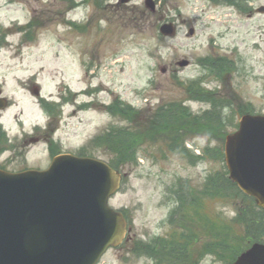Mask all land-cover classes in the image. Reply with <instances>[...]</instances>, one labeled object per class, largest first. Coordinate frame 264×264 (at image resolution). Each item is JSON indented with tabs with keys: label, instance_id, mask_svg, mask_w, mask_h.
Here are the masks:
<instances>
[{
	"label": "rangeland",
	"instance_id": "obj_1",
	"mask_svg": "<svg viewBox=\"0 0 264 264\" xmlns=\"http://www.w3.org/2000/svg\"><path fill=\"white\" fill-rule=\"evenodd\" d=\"M9 1L0 0V27L13 21L25 24L31 9L38 7L45 15L50 5L54 20L34 44L20 46L22 36L14 34L9 45L0 47V88L11 103L0 118L6 134L0 166L8 172L47 169L51 143L63 154L109 162L105 151L91 142L110 126L124 125L102 109L117 97L140 110L137 123L144 115L140 123H147L157 108L169 103H182L197 117L211 110L210 103L189 100L184 85L191 82L214 93L216 104L231 103L224 109L220 134L214 133L212 140L184 138L195 156L208 149L216 153L214 158L208 155L193 164L159 142L138 148L136 163L122 170L125 178L110 205L130 218L132 238L150 244L168 236L179 184L189 183L185 194L196 198L207 176L226 172L221 156L240 117L264 114V14L250 18L248 12L240 13L220 0H153L155 12L145 6L146 0H11L10 5ZM248 2L254 10L264 7V0ZM164 23L175 25L176 36L160 34ZM209 60L218 64L221 78L208 71ZM227 60L229 64L224 63ZM35 83L41 97L58 104L57 120L29 92ZM33 137L38 140L31 142ZM205 206L212 218H235L231 202L208 200ZM186 226L187 221L174 224L176 229ZM190 227L200 233L198 248L209 243L211 233L201 223ZM128 249L108 251L99 264H157ZM199 264L226 262L208 254Z\"/></svg>",
	"mask_w": 264,
	"mask_h": 264
},
{
	"label": "water",
	"instance_id": "obj_2",
	"mask_svg": "<svg viewBox=\"0 0 264 264\" xmlns=\"http://www.w3.org/2000/svg\"><path fill=\"white\" fill-rule=\"evenodd\" d=\"M146 7L155 11L152 0ZM160 33L174 37L176 27L164 24ZM224 155L229 179L264 209V116H243ZM121 182L106 162L72 155L55 157L44 171L0 170V264H98L128 234L123 214L109 204ZM233 264H264V244Z\"/></svg>",
	"mask_w": 264,
	"mask_h": 264
},
{
	"label": "trees",
	"instance_id": "obj_3",
	"mask_svg": "<svg viewBox=\"0 0 264 264\" xmlns=\"http://www.w3.org/2000/svg\"><path fill=\"white\" fill-rule=\"evenodd\" d=\"M97 6L102 7L100 2ZM209 65L211 67V64ZM216 69L219 70V67L216 66ZM184 86L189 100L210 103L213 108L197 117L192 115L182 103H169L157 108L147 123H140L146 118L145 115L137 123L134 120L137 119L140 111L126 104L119 97L110 105L102 106L103 111L116 119L120 118V123L124 122L122 124L125 125L110 126L93 141L95 148L104 150L108 155V163L114 170L122 172L133 162L136 163L137 149L141 146L159 142L167 145L172 153L184 155L193 164L194 161H201L208 155L211 158L217 156L213 150L208 149H205L202 155L195 156L193 152L187 150L184 138L205 137L212 140L215 137L214 133L220 134L217 130L220 131L225 124L224 109L232 105L229 101H226L224 106L223 103L216 104L215 94L210 91L207 94V90H203L197 82ZM218 105L223 107L218 109ZM48 111L55 116L57 108ZM133 122L136 124L134 125ZM131 123L133 126H129ZM5 138L6 134L0 126V146L5 142ZM0 151L4 150L0 149ZM57 152L54 145H51L52 156ZM221 157L224 158L223 154ZM224 170L225 173L218 172L207 176L202 189L197 188L196 198L191 194L189 195L192 198H188L185 194V187L187 189L189 183L179 184V189L174 194V201L178 206L171 217L172 221L170 220V225L173 226L171 233L166 237L157 238L150 244L136 242L128 246L131 253L151 258L157 264H199L201 258L208 254L218 257L219 261L224 260L226 264H232L246 247L260 242V236L264 234V223L259 222L260 209L253 198L243 194L229 180L228 172ZM208 200L231 202L236 208L235 218L228 221L219 216L214 218L208 216L205 213V204ZM177 218L178 220L175 221ZM185 221L188 223V228L187 226L174 228L176 222L183 224ZM196 222L198 226L201 223L211 233L209 243L202 248L197 246L199 231L191 230L190 227L191 224L196 225Z\"/></svg>",
	"mask_w": 264,
	"mask_h": 264
},
{
	"label": "flooded vegetation",
	"instance_id": "obj_4",
	"mask_svg": "<svg viewBox=\"0 0 264 264\" xmlns=\"http://www.w3.org/2000/svg\"><path fill=\"white\" fill-rule=\"evenodd\" d=\"M220 1L230 2L229 5L232 6L236 11H239L240 13L248 12V16L250 18L254 15H257V14L261 15L264 13V7L254 10L252 6H250L248 0H220ZM12 3L13 2L10 0L8 4L10 5ZM50 8H52L51 5L49 7L46 6V9H48L49 11L46 10L45 15L42 12H39V10L41 9H38V7L35 9H31V16L25 22V24L19 23V21H13L12 22L13 24L10 26H1L0 27V47L4 45H9V39L14 34H19L22 36L20 40V46H28V45L36 43L40 33H42L44 29H47L51 27L52 25V22L54 20L53 19L54 12ZM14 23H17V24H14ZM31 87H32L31 89L29 88V92H32L33 94L36 93V91H40V88L38 87L37 83H35V85H32ZM0 91H1L0 97L5 98V110H7V108L11 106V103L8 100V98L3 95L2 89ZM39 100H43V99L40 97ZM4 111L0 112V118L2 117V113ZM37 140H38L37 137H33L30 139L31 142H36ZM260 212H261V215L259 218V222L264 223V211L260 209ZM128 228H130V230L133 229L129 221H128ZM133 240L134 239L131 236L128 244L131 245L132 243H134L135 240L134 241ZM259 243L264 244V234H261ZM245 250H247V247L244 249V251Z\"/></svg>",
	"mask_w": 264,
	"mask_h": 264
}]
</instances>
